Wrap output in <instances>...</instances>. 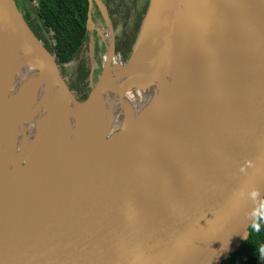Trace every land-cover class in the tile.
Returning a JSON list of instances; mask_svg holds the SVG:
<instances>
[{
    "label": "water",
    "instance_id": "95a60500",
    "mask_svg": "<svg viewBox=\"0 0 264 264\" xmlns=\"http://www.w3.org/2000/svg\"><path fill=\"white\" fill-rule=\"evenodd\" d=\"M180 10L150 0L127 64L149 42L155 55L176 40ZM0 24L77 105L103 85L79 101L15 0H0ZM181 43L230 64L199 73L184 105L58 192L25 181L20 208L0 206V264H222L240 248L264 209V0H195Z\"/></svg>",
    "mask_w": 264,
    "mask_h": 264
},
{
    "label": "bare ground",
    "instance_id": "6f19581e",
    "mask_svg": "<svg viewBox=\"0 0 264 264\" xmlns=\"http://www.w3.org/2000/svg\"><path fill=\"white\" fill-rule=\"evenodd\" d=\"M194 5L195 0H181L177 38L155 55L149 42L129 64L119 67L113 43L111 50L106 48L103 85L82 105L53 84L49 73L33 67L10 37L0 34V117L8 118V126L0 125V206L20 208L25 181L58 192L69 173L98 164L154 122H162L169 114H164L167 108L184 105L180 96L199 73L214 64V78L229 66L223 52L187 55L188 43L181 41ZM167 49L177 54L168 58ZM47 84L50 88L45 90ZM196 87L202 86H191ZM55 90L64 96L58 102ZM51 104L54 107L49 109ZM14 163L16 170L10 167Z\"/></svg>",
    "mask_w": 264,
    "mask_h": 264
},
{
    "label": "trees",
    "instance_id": "16d2710c",
    "mask_svg": "<svg viewBox=\"0 0 264 264\" xmlns=\"http://www.w3.org/2000/svg\"><path fill=\"white\" fill-rule=\"evenodd\" d=\"M31 1L35 2L38 17L37 20L35 19L33 31L36 32L35 35H38L44 46L55 55L59 69L74 61L77 62L87 35L88 0ZM149 5L150 0L147 10ZM141 25L135 34L131 50ZM77 71L75 67L69 78L72 84L80 83L84 87L88 71L84 69ZM73 87H69L71 91ZM249 232L248 238L242 241L240 248L222 264H264V258L259 254L260 247L264 246V209L260 218L250 226Z\"/></svg>",
    "mask_w": 264,
    "mask_h": 264
},
{
    "label": "flooded vegetation",
    "instance_id": "af4514ba",
    "mask_svg": "<svg viewBox=\"0 0 264 264\" xmlns=\"http://www.w3.org/2000/svg\"><path fill=\"white\" fill-rule=\"evenodd\" d=\"M15 2L19 10L23 13L27 24L33 31L34 23L38 19L35 2L32 1V5L26 0H15ZM148 2L149 0H88L87 35L76 62V67L78 69L77 72L82 69L88 71L85 79L86 85L83 87L80 83L72 84L70 78H67L65 75V66L60 69L68 86L73 87L74 85L72 92L78 100H86L92 90L90 88V77L93 73V59L96 58L97 50L94 49L92 51L93 56H91L87 37L89 35V28L94 10L102 19L104 15L106 21H109L107 27L109 26V28H111V32L114 31V33L112 32V37L115 42L114 56H116L120 62H124L131 54V45L135 40V34L146 13ZM95 26L99 28L101 27L100 23ZM96 30L100 34L99 29L96 28ZM33 32L36 34L35 31ZM36 36L38 37V35ZM103 47L106 51L104 41Z\"/></svg>",
    "mask_w": 264,
    "mask_h": 264
},
{
    "label": "rangeland",
    "instance_id": "374dc122",
    "mask_svg": "<svg viewBox=\"0 0 264 264\" xmlns=\"http://www.w3.org/2000/svg\"><path fill=\"white\" fill-rule=\"evenodd\" d=\"M92 14H93L92 15L93 18L91 19V23H90L91 25H90V28H89V35H88L87 39H88V43H89V49H90L91 56H93V52L92 51L94 49L97 50L96 58L93 59V65H94V67H93V73H92V75L90 77V88L93 90L94 87H95V85L98 84V82L102 80L101 77L104 75L105 50H104V47H103V41H102V38H101L100 34L102 35L104 41L109 42V44L106 46V48L108 50H111L112 49V43H113V41H112L111 38L109 40V37H108V34H107L108 28H106L107 25H109V24L106 21L104 15H103V19H102L97 14V12L95 10H94V12ZM99 23H100V26H101L100 28L95 26V25H98ZM96 28L99 29L100 34L96 30ZM112 32L114 33V31H112ZM114 45H115V42H114ZM114 55H115V53H114ZM115 61L118 64L119 67H123L125 65V63H126V61L120 62L116 58V56H115ZM76 64H77L76 61H74L71 64L66 65V67H65V75L67 76V78L70 77V74L74 70V68L76 67ZM122 85H123V83H122ZM55 92H56V95L59 96L58 99L56 98L57 99V102H58V100H60V98H62V99L64 98V96L60 92H58L57 90H55ZM85 108H83V109L79 108V109L80 110H84ZM7 119H8L7 117H0V125L3 124L5 126H8ZM19 130L22 131V132H24L20 128H19Z\"/></svg>",
    "mask_w": 264,
    "mask_h": 264
},
{
    "label": "clouds",
    "instance_id": "9594fccd",
    "mask_svg": "<svg viewBox=\"0 0 264 264\" xmlns=\"http://www.w3.org/2000/svg\"><path fill=\"white\" fill-rule=\"evenodd\" d=\"M259 254L262 258H264V246H261L259 249Z\"/></svg>",
    "mask_w": 264,
    "mask_h": 264
}]
</instances>
